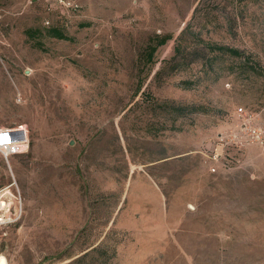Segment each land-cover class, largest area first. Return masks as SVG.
I'll list each match as a JSON object with an SVG mask.
<instances>
[{
	"label": "rangeland",
	"instance_id": "1",
	"mask_svg": "<svg viewBox=\"0 0 264 264\" xmlns=\"http://www.w3.org/2000/svg\"><path fill=\"white\" fill-rule=\"evenodd\" d=\"M69 6L0 0V127L29 139L0 153V264H264V148L209 159L238 107L264 121V0Z\"/></svg>",
	"mask_w": 264,
	"mask_h": 264
},
{
	"label": "built area",
	"instance_id": "2",
	"mask_svg": "<svg viewBox=\"0 0 264 264\" xmlns=\"http://www.w3.org/2000/svg\"><path fill=\"white\" fill-rule=\"evenodd\" d=\"M52 1L66 8L70 7L71 2L75 0ZM218 142L220 150H216L209 156V159L216 163L211 171L216 173V168H219L217 164L222 165L225 170L238 167L250 147L264 148V121L260 113L238 107L235 110L233 124L218 136ZM28 148V130L25 126L0 127V153L5 159L24 154Z\"/></svg>",
	"mask_w": 264,
	"mask_h": 264
},
{
	"label": "trees",
	"instance_id": "3",
	"mask_svg": "<svg viewBox=\"0 0 264 264\" xmlns=\"http://www.w3.org/2000/svg\"><path fill=\"white\" fill-rule=\"evenodd\" d=\"M198 12V9L196 10V13ZM197 30H201V27L199 26V24L196 26L195 30L194 28H192V23L188 24V26L182 31L179 39H178V46L176 48V54L174 56V58L172 59L173 61H176L178 59V57L180 56V54L182 53V44L186 41V39L190 36V35H194L195 31ZM51 34L52 37L54 38H58V39H67L66 36L60 32V30L53 28L50 30L49 32ZM159 42L157 43V45L155 47L152 48V52H156L157 49L163 45H165L171 38L169 36H163L161 38H158ZM209 52L211 54H216L219 56H226L229 55L231 57H240L242 54L239 50L237 49H233V48H229L226 46H219V45H211L209 44ZM218 58V56L216 57V59ZM213 60H210V64L212 65ZM188 85H190V83H188ZM185 109V108H184ZM190 111L192 113H197L199 111H202L203 108L201 107H197V106H192L189 108Z\"/></svg>",
	"mask_w": 264,
	"mask_h": 264
},
{
	"label": "crops",
	"instance_id": "4",
	"mask_svg": "<svg viewBox=\"0 0 264 264\" xmlns=\"http://www.w3.org/2000/svg\"><path fill=\"white\" fill-rule=\"evenodd\" d=\"M247 152H248V151H246V152H245V156H244V159H245V157H246V155H247ZM244 159H243V161H244Z\"/></svg>",
	"mask_w": 264,
	"mask_h": 264
}]
</instances>
